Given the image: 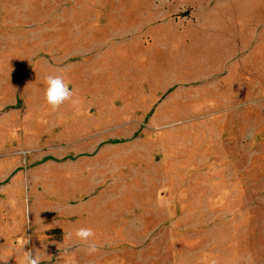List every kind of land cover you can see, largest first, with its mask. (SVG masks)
I'll return each instance as SVG.
<instances>
[{
  "label": "rangeland",
  "instance_id": "rangeland-1",
  "mask_svg": "<svg viewBox=\"0 0 264 264\" xmlns=\"http://www.w3.org/2000/svg\"><path fill=\"white\" fill-rule=\"evenodd\" d=\"M48 74L80 103L52 111ZM24 238L42 264H264V0H0L8 264Z\"/></svg>",
  "mask_w": 264,
  "mask_h": 264
},
{
  "label": "clouds",
  "instance_id": "clouds-1",
  "mask_svg": "<svg viewBox=\"0 0 264 264\" xmlns=\"http://www.w3.org/2000/svg\"><path fill=\"white\" fill-rule=\"evenodd\" d=\"M70 81L62 74H48L44 78L45 90L44 99L52 111H57L66 102L72 105H78L80 101L75 98L76 93L74 89L69 87ZM96 233L91 227H79L74 233H70L66 239L71 240L73 237L84 246V250L88 255H93L99 251L97 241L95 239ZM29 242L24 238L22 243V260L19 264H42V257L39 254H34L33 251H25L24 246ZM64 258V264H78L75 255L72 254L68 248L61 250ZM11 255H4L0 253V261L3 264H8Z\"/></svg>",
  "mask_w": 264,
  "mask_h": 264
},
{
  "label": "crops",
  "instance_id": "crops-1",
  "mask_svg": "<svg viewBox=\"0 0 264 264\" xmlns=\"http://www.w3.org/2000/svg\"><path fill=\"white\" fill-rule=\"evenodd\" d=\"M233 97H231V99H232Z\"/></svg>",
  "mask_w": 264,
  "mask_h": 264
}]
</instances>
